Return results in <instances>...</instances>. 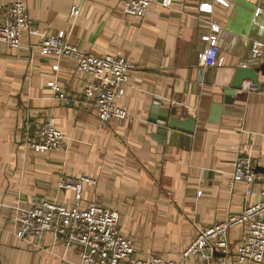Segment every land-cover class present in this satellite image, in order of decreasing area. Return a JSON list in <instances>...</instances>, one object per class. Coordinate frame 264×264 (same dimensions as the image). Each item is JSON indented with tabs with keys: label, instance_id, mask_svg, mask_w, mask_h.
I'll return each mask as SVG.
<instances>
[{
	"label": "crops",
	"instance_id": "crops-1",
	"mask_svg": "<svg viewBox=\"0 0 264 264\" xmlns=\"http://www.w3.org/2000/svg\"><path fill=\"white\" fill-rule=\"evenodd\" d=\"M14 1L0 0V18ZM23 1L39 32L63 37L85 53L125 56L136 68L125 97L117 99L128 117L103 126L94 106L80 97L87 76L78 59L0 41V264H81L79 243L46 232L35 245L18 235L16 208L24 201L74 205V191L58 185L65 174L98 180L84 184L83 205L117 209L120 231L135 237L142 257L180 259L198 226L261 200L264 75L260 88L237 92L233 104L225 103L224 91L243 59L264 53V0H170L136 16L124 14L122 0ZM38 39L26 35L24 45ZM211 44L219 45L222 65L201 62L199 54ZM55 82L72 98L70 105L54 96ZM155 107L176 108L170 118L195 117L194 133L161 126L169 117L161 118ZM34 115L55 119L65 135L62 148H30ZM241 153L255 163L251 194L245 182L232 183ZM242 232L236 227L229 233L234 249L228 264H248L234 256Z\"/></svg>",
	"mask_w": 264,
	"mask_h": 264
},
{
	"label": "built area",
	"instance_id": "built-area-1",
	"mask_svg": "<svg viewBox=\"0 0 264 264\" xmlns=\"http://www.w3.org/2000/svg\"><path fill=\"white\" fill-rule=\"evenodd\" d=\"M123 12L127 16L144 15L153 3L170 5V0H122ZM77 7H73L75 10ZM0 18V41L11 48L21 49L26 46L30 52L39 51L42 55H54L58 58H76L78 70L87 76L81 99L92 104L101 124L107 125L111 119L124 120L128 117L124 106L117 105V99L125 97L130 73L136 65L122 55L85 53L76 45L70 44L63 37L39 32L33 26L27 4L15 0L3 9ZM74 12V11H73ZM261 7L255 11L254 22H258ZM213 31L219 29L212 25ZM37 35L36 43L24 45L25 36ZM217 44L209 45L199 54L203 64L222 65ZM53 93L70 105L72 98L65 89L55 82ZM252 81L242 84L237 92L256 91ZM35 136L29 146L35 152H49L65 145V135L55 127L53 117L43 120L34 115ZM253 156L241 153L233 164L232 183L243 181L248 185L247 193H252L251 185L258 176L255 173ZM97 184L95 177L88 175H62L58 185L62 189L74 191L75 202L72 207L47 199L33 202L24 201L16 208L18 235L23 240L35 239L39 244L46 232L63 236L67 243L81 245V264H228L234 247L229 239L232 229L240 227L243 239L235 249L234 256L239 263L261 264L264 260V182L261 187V200L246 203L235 214L216 220L213 223L197 227L196 234L185 247L180 259L148 254L142 257L135 247V237L120 231L119 211L106 207L99 202L83 205L84 184Z\"/></svg>",
	"mask_w": 264,
	"mask_h": 264
},
{
	"label": "water",
	"instance_id": "water-1",
	"mask_svg": "<svg viewBox=\"0 0 264 264\" xmlns=\"http://www.w3.org/2000/svg\"><path fill=\"white\" fill-rule=\"evenodd\" d=\"M253 53V52H252ZM248 60L245 61L243 59L239 63V67L235 69V74L231 86L228 89H225V103L233 104L235 102V96L237 90L241 87L245 80L252 81L257 88L261 87V83L259 81L260 73L264 75V62L261 63L262 58H264V53H253ZM155 113H160L161 118L163 115V119L169 117L170 115L177 116L178 111L175 108L171 110H159L155 107ZM161 126L166 127L167 125L173 129L185 132L189 135H192L195 131V127L197 124V119L195 117H190L188 119L180 120L177 117L163 120Z\"/></svg>",
	"mask_w": 264,
	"mask_h": 264
}]
</instances>
